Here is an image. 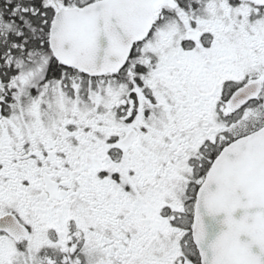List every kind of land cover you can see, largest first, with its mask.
Returning a JSON list of instances; mask_svg holds the SVG:
<instances>
[{"label": "snow or ice", "instance_id": "snow-or-ice-1", "mask_svg": "<svg viewBox=\"0 0 264 264\" xmlns=\"http://www.w3.org/2000/svg\"><path fill=\"white\" fill-rule=\"evenodd\" d=\"M0 264H264V0H0Z\"/></svg>", "mask_w": 264, "mask_h": 264}]
</instances>
